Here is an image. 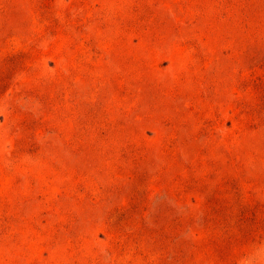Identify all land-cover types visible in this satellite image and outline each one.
Wrapping results in <instances>:
<instances>
[{
	"label": "rangeland",
	"instance_id": "rangeland-1",
	"mask_svg": "<svg viewBox=\"0 0 264 264\" xmlns=\"http://www.w3.org/2000/svg\"><path fill=\"white\" fill-rule=\"evenodd\" d=\"M0 264H264V0H0Z\"/></svg>",
	"mask_w": 264,
	"mask_h": 264
}]
</instances>
